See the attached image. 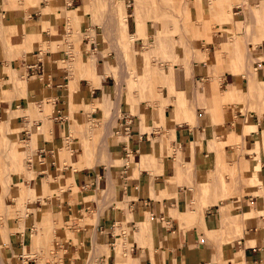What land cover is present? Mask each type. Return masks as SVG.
Instances as JSON below:
<instances>
[{"label":"crops","instance_id":"crops-1","mask_svg":"<svg viewBox=\"0 0 264 264\" xmlns=\"http://www.w3.org/2000/svg\"><path fill=\"white\" fill-rule=\"evenodd\" d=\"M55 4L0 5V171H14L0 173V264H264V38L248 41L243 10L232 44L189 45L173 73L135 78L127 105L112 52L58 45L83 11ZM223 167L257 181L232 188ZM46 239L54 248L35 246Z\"/></svg>","mask_w":264,"mask_h":264},{"label":"rangeland","instance_id":"rangeland-1","mask_svg":"<svg viewBox=\"0 0 264 264\" xmlns=\"http://www.w3.org/2000/svg\"><path fill=\"white\" fill-rule=\"evenodd\" d=\"M5 1L8 2V7L3 4ZM58 1L62 2L64 6L71 3L69 8L79 6L81 11H83L81 20H79V17L74 18L69 15L70 13L73 14V12L66 14V32L61 35L58 45L73 54L74 49L79 48V43L76 44V42H80L83 39L85 42L93 41L95 38L97 41L96 48L101 50L102 54L107 55L112 52L116 58L117 65L112 68L111 75L115 81V88H119L116 92L121 93L117 103H127V105L130 101L136 103L141 99L138 92L134 98H131L130 95L128 99L125 98L127 92L132 93L135 78H143L148 73L158 74L163 73V71L166 74L173 73L174 63L177 66H184L179 59L177 60L176 55L177 57L186 58V60L188 58L193 60V53L211 55L220 41L225 40L228 46L232 44V41L236 39V30L233 27V23L236 19L241 18L239 14H235L237 11L243 10V14H240L244 15L243 17L246 19L245 32L255 35V38L248 41L256 44L259 37L261 39L264 38V0H0V5L2 3V7L10 9L13 4L16 5L17 2H20L27 10H37L40 5H46V9L55 14V3ZM191 9L193 11L192 16H189ZM44 10L45 8L42 11ZM129 15V19L133 23V30L129 32L120 31V28L127 29L126 18ZM253 16L257 25L252 21ZM2 17L3 13L0 12V19ZM4 20H6L5 25L11 23L7 22V20H11L10 17L5 16ZM205 28L206 31L211 33L209 41L206 40V36L202 33V29ZM243 36L245 34L237 36V38L239 37L240 39ZM114 39L117 40V46H115ZM189 45L195 46V51L192 54H190V51L188 54L185 52V49L190 47ZM27 46L32 47L33 44ZM46 47L44 44L41 45V50H46ZM87 50L91 52L89 45L83 51ZM78 60V56L74 57L72 62L74 70L79 67ZM250 68L252 67L250 66ZM119 71L124 73V79L120 78ZM157 82L158 88L165 84L162 78ZM157 99L154 98L153 100ZM39 109L40 107H36L35 111ZM117 115L119 114L117 113ZM94 127L93 125H87L85 134L87 133V136H91V133L97 129V127ZM96 131L97 135H99L102 128ZM75 132L79 133L71 130L68 140L78 136ZM2 134H6V127ZM0 136L2 135L0 134ZM236 142L238 143V141L234 143ZM63 146L67 148V146ZM2 147L3 145L0 144V148ZM21 147L27 150L28 144ZM170 151L169 153H171ZM23 156L25 155L21 157ZM63 157L71 164L67 155ZM122 162L123 159L115 161L114 164L117 166ZM0 164L3 167L6 164V160L1 154ZM0 173L5 175L14 173V171L5 168V171H0ZM216 175L222 181H224L225 177H228L232 188L239 179L242 182L247 181L251 184L257 181L256 178L245 177L244 173L239 174L234 168L223 167L222 170L217 171ZM1 183H3V179L0 176ZM202 191L201 195L207 193V190ZM16 194L20 197V190L16 189ZM19 199L21 200V198ZM3 209L5 208L0 205V213L4 211ZM23 210V208H20V212H23ZM51 244L46 239L36 241L35 246L45 245V248L50 247L52 249L54 245ZM61 256L58 253L54 258H57L55 260L58 261ZM65 262L64 260L61 263L64 264Z\"/></svg>","mask_w":264,"mask_h":264},{"label":"bare ground","instance_id":"bare-ground-1","mask_svg":"<svg viewBox=\"0 0 264 264\" xmlns=\"http://www.w3.org/2000/svg\"><path fill=\"white\" fill-rule=\"evenodd\" d=\"M120 31H127V29L126 28H120ZM122 74V73H121ZM121 79H123V78H121ZM5 125H4V121H0V134L1 135H3L2 133L4 132V130H5ZM26 191L27 190H20V197L23 195V194H25L26 193ZM12 251V250H11Z\"/></svg>","mask_w":264,"mask_h":264},{"label":"built area","instance_id":"built-area-1","mask_svg":"<svg viewBox=\"0 0 264 264\" xmlns=\"http://www.w3.org/2000/svg\"><path fill=\"white\" fill-rule=\"evenodd\" d=\"M39 69H40V67H39Z\"/></svg>","mask_w":264,"mask_h":264}]
</instances>
